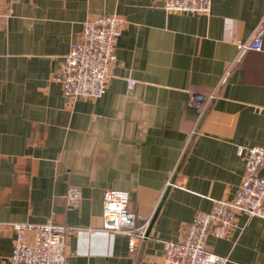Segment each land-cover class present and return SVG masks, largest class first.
<instances>
[{
	"label": "crops",
	"instance_id": "1",
	"mask_svg": "<svg viewBox=\"0 0 264 264\" xmlns=\"http://www.w3.org/2000/svg\"><path fill=\"white\" fill-rule=\"evenodd\" d=\"M163 2L0 0V264L11 223L48 220L76 227L64 238L67 264H159L163 240H182L195 212L233 196L244 175L237 145L264 147V52L236 45L264 28V0H211L208 14ZM101 12L125 19L107 89L70 101L55 77ZM215 87L200 114L190 94ZM188 138L174 173L182 186L165 190L151 237L130 251L129 237L101 229L103 190H127L129 210L151 213ZM69 186L81 194L71 209ZM207 247L226 264H264V217L236 215Z\"/></svg>",
	"mask_w": 264,
	"mask_h": 264
},
{
	"label": "built area",
	"instance_id": "2",
	"mask_svg": "<svg viewBox=\"0 0 264 264\" xmlns=\"http://www.w3.org/2000/svg\"><path fill=\"white\" fill-rule=\"evenodd\" d=\"M168 12L208 14L211 0H164ZM0 15L1 7H0ZM125 19L113 13H92L84 21L81 37L70 43L69 50L60 63L59 82L62 95L74 101L78 98L96 99L107 89L110 72L116 62L115 45ZM238 52L254 50L264 52V28L257 25L244 40L236 43ZM226 74L222 77L225 79ZM134 81H129L133 86ZM217 88L210 92L189 96V103L202 114L217 97ZM192 134V133H191ZM189 138L174 168L165 181L153 210L140 214L128 209L129 193L124 189H104L102 194V225L109 235L129 237V250L134 251L142 241L151 237V225L158 203L169 187H181L174 173L186 154ZM242 158L244 175L229 199H216L210 211H197L187 223L182 240H163V255L159 264H226L229 259L208 249L209 235L225 237L233 227L236 215L264 217V176L259 174L264 165V147L237 145ZM81 198L77 187L69 186L65 200L69 209ZM16 231L7 264H67L64 238L75 226L53 220L43 223H11ZM31 232V238L26 237Z\"/></svg>",
	"mask_w": 264,
	"mask_h": 264
}]
</instances>
